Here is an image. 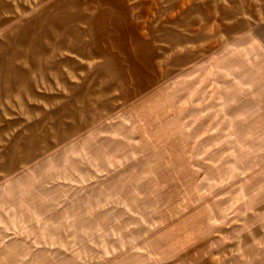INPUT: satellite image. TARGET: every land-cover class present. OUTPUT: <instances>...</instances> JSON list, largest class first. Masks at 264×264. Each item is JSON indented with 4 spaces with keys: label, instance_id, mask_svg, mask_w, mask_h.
Segmentation results:
<instances>
[{
    "label": "rangeland",
    "instance_id": "1",
    "mask_svg": "<svg viewBox=\"0 0 264 264\" xmlns=\"http://www.w3.org/2000/svg\"><path fill=\"white\" fill-rule=\"evenodd\" d=\"M262 238L264 0H0V264H264Z\"/></svg>",
    "mask_w": 264,
    "mask_h": 264
},
{
    "label": "crops",
    "instance_id": "2",
    "mask_svg": "<svg viewBox=\"0 0 264 264\" xmlns=\"http://www.w3.org/2000/svg\"><path fill=\"white\" fill-rule=\"evenodd\" d=\"M254 228V227H252ZM259 239H256V241H258ZM261 240H264V238H262ZM255 245L253 242L250 244L249 246H253ZM259 256H256L253 260H251L248 264H261V262L263 261L262 258H258Z\"/></svg>",
    "mask_w": 264,
    "mask_h": 264
}]
</instances>
